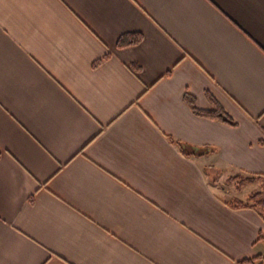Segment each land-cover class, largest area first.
<instances>
[{
  "label": "crops",
  "instance_id": "1",
  "mask_svg": "<svg viewBox=\"0 0 264 264\" xmlns=\"http://www.w3.org/2000/svg\"><path fill=\"white\" fill-rule=\"evenodd\" d=\"M257 174L264 0H0V264H264Z\"/></svg>",
  "mask_w": 264,
  "mask_h": 264
},
{
  "label": "trees",
  "instance_id": "2",
  "mask_svg": "<svg viewBox=\"0 0 264 264\" xmlns=\"http://www.w3.org/2000/svg\"><path fill=\"white\" fill-rule=\"evenodd\" d=\"M140 40H141L140 35L123 36L122 38L119 39L117 44L119 47H126V46L137 44L140 42ZM186 100H187V103L192 108V110L199 115H204V116H208L214 119H219L221 121H224L230 124H235L232 118L223 110V108L215 100H213V106L207 110L197 108L194 103V99L191 96H186ZM173 141H175V143H178V145H180L181 147H185V145H188L183 142L176 141V140H173ZM192 152L196 153V151H192ZM235 178L236 176L234 175L230 176L228 178V182L230 180L231 181L235 180ZM254 181L259 183V185L261 186V189L251 193L246 201L235 200V201H232L231 204L235 207L256 208L264 216V175L257 174V175H253L249 177H244L241 180H239V183L244 184L247 182H254ZM259 238H261V236ZM258 259L262 260L264 259V256L257 255L253 258L245 259L243 262L254 263Z\"/></svg>",
  "mask_w": 264,
  "mask_h": 264
},
{
  "label": "rangeland",
  "instance_id": "3",
  "mask_svg": "<svg viewBox=\"0 0 264 264\" xmlns=\"http://www.w3.org/2000/svg\"><path fill=\"white\" fill-rule=\"evenodd\" d=\"M213 186L215 187V189H217L218 192H220L221 194H223V197L224 198H226V199H230L231 198V192H232V189H233L231 185L228 186L227 183L222 184V185H220L218 183H215ZM247 189L248 190H251L250 187H247ZM257 189L258 190L261 189V186L259 185V183H257Z\"/></svg>",
  "mask_w": 264,
  "mask_h": 264
},
{
  "label": "water",
  "instance_id": "4",
  "mask_svg": "<svg viewBox=\"0 0 264 264\" xmlns=\"http://www.w3.org/2000/svg\"><path fill=\"white\" fill-rule=\"evenodd\" d=\"M196 149H197V148L194 147V148H193V151H196Z\"/></svg>",
  "mask_w": 264,
  "mask_h": 264
}]
</instances>
